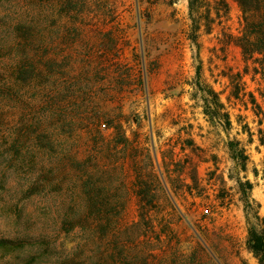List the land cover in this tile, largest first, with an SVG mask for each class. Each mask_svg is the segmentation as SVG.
<instances>
[{
    "label": "rangeland",
    "instance_id": "1",
    "mask_svg": "<svg viewBox=\"0 0 264 264\" xmlns=\"http://www.w3.org/2000/svg\"><path fill=\"white\" fill-rule=\"evenodd\" d=\"M188 1L0 0V264H259L264 81Z\"/></svg>",
    "mask_w": 264,
    "mask_h": 264
},
{
    "label": "trees",
    "instance_id": "2",
    "mask_svg": "<svg viewBox=\"0 0 264 264\" xmlns=\"http://www.w3.org/2000/svg\"><path fill=\"white\" fill-rule=\"evenodd\" d=\"M196 1L197 0L188 1L191 13L194 8V2ZM236 2L241 11V30L239 35L232 37L233 43L240 48L242 58L245 61V70H247V62L251 61L254 64L253 72L260 74V77L264 81V0H236ZM225 6L227 12L226 3ZM208 17L209 16H207V18ZM193 23L195 27L191 40L194 44H197L195 32L197 31L199 25L196 21H193ZM252 103L255 107H257V109L261 110V107L254 99ZM225 121L227 124H230L228 114L225 115ZM260 141L263 142V139L261 138ZM150 176H154L153 173H151ZM240 185L242 186V184ZM245 185L248 189H251L252 187L249 181H246ZM243 191H245L244 188ZM143 193L144 191H138L139 195H143ZM256 205L258 206L257 203ZM91 208L95 209L92 211L93 213L101 212L100 204L91 205ZM256 216L259 218L257 213ZM68 223L71 226L83 225L81 222ZM104 225L107 227V224ZM246 247L255 256V258H257L259 264H264V228L257 230L254 226H248Z\"/></svg>",
    "mask_w": 264,
    "mask_h": 264
}]
</instances>
